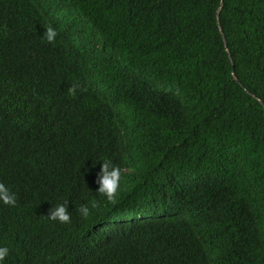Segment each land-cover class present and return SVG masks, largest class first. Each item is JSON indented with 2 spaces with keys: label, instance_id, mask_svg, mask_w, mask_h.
Wrapping results in <instances>:
<instances>
[{
  "label": "trees",
  "instance_id": "obj_1",
  "mask_svg": "<svg viewBox=\"0 0 264 264\" xmlns=\"http://www.w3.org/2000/svg\"><path fill=\"white\" fill-rule=\"evenodd\" d=\"M0 167L5 264H264V0H0Z\"/></svg>",
  "mask_w": 264,
  "mask_h": 264
},
{
  "label": "clouds",
  "instance_id": "obj_2",
  "mask_svg": "<svg viewBox=\"0 0 264 264\" xmlns=\"http://www.w3.org/2000/svg\"><path fill=\"white\" fill-rule=\"evenodd\" d=\"M58 36V31L56 28L48 25L46 27V31L43 33L42 39L46 40L48 43L52 44L56 41ZM80 91L79 84L70 86L68 89V95L71 97H75L77 93ZM32 137V135H31ZM30 137V138H31ZM30 143V140L28 141ZM101 164V170L98 174V178L96 183L99 184V188L96 190V194L105 198L109 204L115 205L118 202V193L121 188V181L124 174V169L117 166L113 163V161L109 158H105L102 161H99ZM3 168L0 167V204L4 207V210L8 212L10 216H16L15 211L20 206L22 201L30 202L32 199H40L46 194V186L39 187L36 191L31 192L28 186L24 185L23 188L15 191L12 183L10 181H6L4 183L2 181V177H4L7 172L3 173ZM18 176L16 173L12 172L8 178L16 179ZM97 203L92 202L91 208H96ZM79 214L82 218L87 219L91 212L88 204L82 203L78 209ZM50 214L47 215V219L56 222L62 225H69L72 223V218L75 215V203L71 200H62V204H57L54 208L51 207ZM143 217L136 216L133 219H141ZM128 221V220H127ZM123 219L120 222H127ZM14 240L15 247H18V243ZM9 255V249L7 247H0V264H5V259ZM23 260V257L21 256ZM18 264H23V262H18Z\"/></svg>",
  "mask_w": 264,
  "mask_h": 264
}]
</instances>
